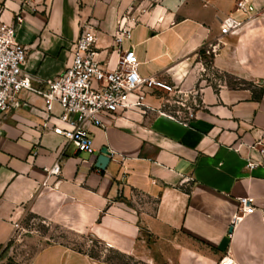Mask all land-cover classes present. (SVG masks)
I'll list each match as a JSON object with an SVG mask.
<instances>
[{
    "label": "crops",
    "instance_id": "obj_1",
    "mask_svg": "<svg viewBox=\"0 0 264 264\" xmlns=\"http://www.w3.org/2000/svg\"><path fill=\"white\" fill-rule=\"evenodd\" d=\"M16 17L35 87L66 68L89 21L110 68L133 49L141 74L183 94L181 104L148 95L144 111L100 115L101 126L86 125L93 151L85 152L42 126L40 96L20 92L0 115V250L27 207L137 264H264V0H0V21ZM228 17L243 24L222 35ZM120 21L130 36L118 48ZM215 43L204 69L202 51ZM215 71L243 82L229 85ZM102 147L110 156L98 169ZM56 162L60 174L47 176ZM239 197L254 210L234 222ZM30 264L112 263L58 243Z\"/></svg>",
    "mask_w": 264,
    "mask_h": 264
},
{
    "label": "built area",
    "instance_id": "obj_2",
    "mask_svg": "<svg viewBox=\"0 0 264 264\" xmlns=\"http://www.w3.org/2000/svg\"><path fill=\"white\" fill-rule=\"evenodd\" d=\"M238 9L245 10L242 1ZM0 21V115L6 113L20 92H31L43 100L46 114L42 126L60 135L77 150L92 152V141L86 125L101 126L100 115L114 116L127 111H144V99L148 95L164 99L165 103L181 104L183 92L174 83L156 74L143 75L139 70V59L133 49L119 50L114 67L98 58L96 28L89 21L80 23L79 34L71 42L72 57L66 68L53 78L42 81L43 88L35 87L31 76L24 70L26 47L16 40L15 23ZM243 22L226 18L219 27L220 34H235ZM130 36L126 22H119L113 38L119 48L122 39ZM217 44L211 45L215 52ZM206 52H209L206 49ZM54 119L57 122L49 124ZM264 153V147L260 149ZM249 163V166H252ZM47 176L60 174V163L46 168ZM242 215L253 212L251 197L238 199ZM14 226H17L16 223ZM220 262L219 264H229Z\"/></svg>",
    "mask_w": 264,
    "mask_h": 264
},
{
    "label": "rangeland",
    "instance_id": "obj_3",
    "mask_svg": "<svg viewBox=\"0 0 264 264\" xmlns=\"http://www.w3.org/2000/svg\"><path fill=\"white\" fill-rule=\"evenodd\" d=\"M215 52L208 44L202 51L204 69H211L212 58L218 50V43ZM206 49L209 52H206ZM215 76L229 85H236L243 82L242 78L233 74L214 72ZM12 236L8 243L0 250V264H30L32 258L38 251L52 244H65L77 250H84L86 253L102 258L112 264H137L126 257L107 249L98 243L93 237L85 233H78L61 220L33 212L27 207L18 211L14 222Z\"/></svg>",
    "mask_w": 264,
    "mask_h": 264
},
{
    "label": "water",
    "instance_id": "obj_4",
    "mask_svg": "<svg viewBox=\"0 0 264 264\" xmlns=\"http://www.w3.org/2000/svg\"><path fill=\"white\" fill-rule=\"evenodd\" d=\"M109 151L107 150V148L102 147L97 156H96V160H95V167L98 169H104L106 167V164L109 161Z\"/></svg>",
    "mask_w": 264,
    "mask_h": 264
}]
</instances>
